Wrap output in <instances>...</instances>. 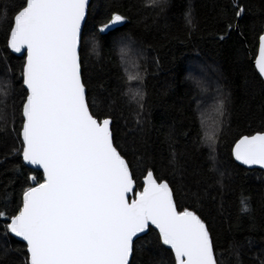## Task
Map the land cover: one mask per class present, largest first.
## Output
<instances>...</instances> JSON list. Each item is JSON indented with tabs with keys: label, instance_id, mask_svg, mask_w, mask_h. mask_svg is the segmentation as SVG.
Returning a JSON list of instances; mask_svg holds the SVG:
<instances>
[{
	"label": "trees",
	"instance_id": "16d2710c",
	"mask_svg": "<svg viewBox=\"0 0 264 264\" xmlns=\"http://www.w3.org/2000/svg\"><path fill=\"white\" fill-rule=\"evenodd\" d=\"M20 3L0 0V87L7 88V95L0 92V108L9 127L20 99L22 81L18 83L17 77L24 56L10 51L7 34ZM238 4L245 7L240 18L233 15V0H168L163 10L149 6L147 0H92L90 22L106 23L112 12L126 20L109 32L95 33V46L91 33L85 37L81 67L89 102L97 105L93 111L112 116L117 142L127 153L137 182L149 167L168 180L181 210L190 207L205 220L219 244L217 254H223V264H237L233 247L239 249L240 264H262L264 171L237 164L231 148L241 135L264 131V81L253 64L258 36L264 33V0H238ZM189 9L194 29L185 20ZM126 40L139 50L145 93L142 126L136 124L139 109L130 99L127 88L132 86L125 83L119 59L120 45ZM132 84L140 87L138 82ZM216 93L228 97L222 131L217 111L211 109L215 123L209 129L201 117L205 106L200 105L210 108ZM20 125L16 116L17 130ZM213 132L218 133L215 151L207 139ZM18 147L14 134L0 133V201L7 197L18 202L31 183L28 175L38 179L42 175L11 155ZM219 172L225 173L223 189L215 183ZM246 198L251 209L247 213L240 204ZM145 239L154 240L155 233L149 232ZM137 246L141 249L137 264H172L168 246L156 247L144 239ZM26 258L24 242L0 234V264H24Z\"/></svg>",
	"mask_w": 264,
	"mask_h": 264
},
{
	"label": "snow or ice",
	"instance_id": "6c2138e0",
	"mask_svg": "<svg viewBox=\"0 0 264 264\" xmlns=\"http://www.w3.org/2000/svg\"><path fill=\"white\" fill-rule=\"evenodd\" d=\"M167 2L147 0L161 10ZM89 5L90 0H21L10 17L7 46L26 55L17 77L18 83L22 81L17 110L9 127L0 108V133L14 134L19 147L11 155L19 156L24 165L36 166L42 175L39 179L28 175L31 183L18 202L7 197L0 201V234L26 242L24 264H137L141 239L156 247L168 246L172 264H223V254H217L219 244L197 210H181L169 181L156 176L151 167L138 183L127 153L117 142L112 116L93 111L97 105L89 102L82 78L81 44L91 33L95 46V33L115 29L126 16L112 12L106 23L96 24L90 22ZM244 12L245 7L234 0V17ZM193 19L189 9L185 20L190 29L195 28ZM258 44L255 67L264 77V33ZM131 51L129 44L122 45L119 59L126 85H140L128 93L139 109L136 124L142 126L143 75L139 70L135 75L128 72ZM0 92L7 95V88ZM227 103L226 96L217 101L220 131ZM16 116L21 121L18 130ZM217 137V132L207 137L213 151ZM231 155L243 165L264 168V131L241 135ZM224 182L225 173L219 172L215 183L223 189ZM240 204L243 212L251 210L250 198ZM149 232L155 233L154 240L145 239ZM231 250L240 264L239 249Z\"/></svg>",
	"mask_w": 264,
	"mask_h": 264
},
{
	"label": "rangeland",
	"instance_id": "374dc122",
	"mask_svg": "<svg viewBox=\"0 0 264 264\" xmlns=\"http://www.w3.org/2000/svg\"><path fill=\"white\" fill-rule=\"evenodd\" d=\"M124 44H129V46H130V48L131 49H133L134 51H131L130 53H131V55H130V53H129V58H128V63H127V67H128V72L130 73V74H132V75H134L133 73L134 72H136V71H138V69L137 68H135V67H133V65H139V54H136L137 53V51H139V50H137V48H136V46L134 45V43L133 42H131V40H126V41H124L123 43H121V45H120V47L122 46V45H124ZM132 54H135V55H133L132 56ZM205 79H207L206 77H205ZM1 83V82H0ZM210 82H207V84H209ZM130 86H132V87H129V88H127V89H135V86H133V84L131 83L130 84ZM5 86H2V87H0V88H4ZM128 91V90H127ZM126 91V92H127ZM129 95H130V93H129ZM220 97H222V94L221 93H216V96L214 97V99H213V103H211L210 104V108L209 107H206V105H203V104H201L200 105V107L201 106H205V107H202V110H201V117H202V121H203V123L208 127V129L210 128V126L212 125V124H214L215 122H214V117H213V115H212V112L213 111H211V109H213L214 111H217V101H218V99L220 98ZM208 131V130H207Z\"/></svg>",
	"mask_w": 264,
	"mask_h": 264
},
{
	"label": "water",
	"instance_id": "95a60500",
	"mask_svg": "<svg viewBox=\"0 0 264 264\" xmlns=\"http://www.w3.org/2000/svg\"><path fill=\"white\" fill-rule=\"evenodd\" d=\"M91 1L92 0H90V3H91ZM234 1V0H233ZM235 3H238V0H235ZM90 6V5H89ZM243 15V14H242ZM240 18V17H239ZM123 24V23H122ZM121 24V25H122ZM121 25H119V26H121ZM119 26H117V27H119ZM116 27V28H117ZM9 48V47H8ZM10 49V48H9ZM10 51L14 54V55H16V56H25L26 55V52L24 51V50H22V52L21 53H15L14 51H12L11 49H10ZM80 51H81V47H80ZM259 55V45H258V50H257V55H256V57ZM80 57H81V55H80ZM256 57H255V59L253 60V64H254V66H255V60H256ZM82 65V64H81ZM256 68V67H255ZM257 70V69H256ZM257 72H258V70H257ZM259 74V73H258ZM82 78H83V76H82ZM262 78V80L264 81V77H261ZM234 158V157H233ZM237 164H239V165H241V166H245V168H247V169H260V170H262V171H264V168H261L259 165H251V166H249V165H243V164H241L240 162H238V161H235ZM26 166H28L29 168H32V169H34V170H37V168H36V166H31V165H26ZM39 171H41L42 172V170H39ZM154 227V226H153ZM13 236V238H16V239H18V240H20V241H22V242H24L23 240H22V238H19V237H15L14 235H12ZM25 244H26V242H24Z\"/></svg>",
	"mask_w": 264,
	"mask_h": 264
}]
</instances>
